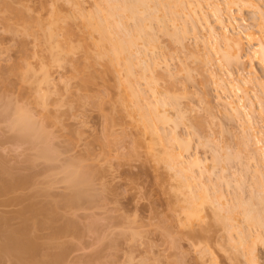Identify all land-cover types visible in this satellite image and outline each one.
<instances>
[{
	"label": "rangeland",
	"instance_id": "obj_1",
	"mask_svg": "<svg viewBox=\"0 0 264 264\" xmlns=\"http://www.w3.org/2000/svg\"><path fill=\"white\" fill-rule=\"evenodd\" d=\"M185 1V5L191 7L180 6L177 11L172 7L174 13L178 12L177 16L159 7L162 12L155 13L158 19L168 15L163 24L158 19L145 22L153 26L145 30L150 39L154 38V43L146 46L142 41L138 43V50L141 53L144 50V56L137 54V50L130 56L136 72L133 70L134 78L131 76L129 80L123 64L117 73L103 63L95 64L90 58L99 35L85 29V17L97 11V0H0V168L7 165L6 177L11 170L16 178L30 176L31 180L29 186L17 192H5V196L4 192L0 193V226L4 228L1 231L22 228L26 223L19 212L33 201L45 207L51 202L47 206L56 205L60 214L51 222L42 220V227L39 220L37 224L30 220L38 229L35 231L32 225L34 229H30L29 236L34 238L32 233L35 234L42 254L38 255V251L35 261L29 264H51L50 260L56 254L59 257V253L63 259L52 261L54 264H253L249 261L251 256L256 257V264H264V205L260 203H264V164L259 156L264 153V89L256 85L264 82V69L251 58L248 38H245L252 34L255 43L264 39L261 18L256 10L240 13L233 8L236 24L229 31L231 34L244 32L246 59L242 65L228 67L222 61L226 49L223 41L219 42V47H215V42L207 43L210 32L207 23L219 34L224 31L213 12L214 2L222 0H204L205 10L197 6V0ZM257 1L264 6V0ZM223 7L226 9L225 5ZM53 10L61 15L59 27L67 24L68 28L69 24L73 34L71 31L68 36L66 27H58L61 30L57 29L58 35L54 37L58 39L52 40L56 46L50 41L51 48L46 34L50 31ZM127 23L134 26L132 20ZM70 46L76 48L73 53L66 50ZM146 55V63H151V67L154 60L158 61L151 73L153 77L149 72L141 75L142 64L139 66L138 61ZM45 65L50 82L41 85V68ZM27 66L30 71L23 81ZM229 73L234 79H255V83L246 88L248 96L239 94L244 98L240 105L246 106L242 116L224 104L223 87L228 86ZM88 77L92 81L86 84ZM127 78L141 91L142 97L123 105L122 83ZM153 81L157 83L155 89L160 93V100L170 104L160 108L171 118L168 123H158L157 129L164 140L161 142L145 131L140 121L141 112L149 114L153 107L150 104L156 102L151 90ZM150 82L151 87L147 84ZM248 106L253 107V114H249ZM21 111L29 114L35 126L43 130L44 134L42 131L38 134L44 142L40 135L33 136L39 129L34 134L25 131L31 136L21 132L20 127H14L12 120ZM176 134L180 140L189 141H186L189 150L185 158L201 160L199 168L187 166L189 180L191 175L199 179L201 174L205 183L210 180L207 183L210 198L203 201L199 216L192 219L187 217L189 189L180 180L186 176L166 163L170 151L179 147L180 142L174 141ZM47 144L53 150L52 159L40 157ZM81 166L86 168H82L83 172L87 170L91 176L95 171L93 179H88L89 174L86 176L87 180H92L90 201L87 198L80 206L64 208L63 199L72 194L64 180L65 173H69L66 168L71 171ZM202 178L199 180L203 182ZM200 181H190L198 199L202 196ZM43 190L51 192V196ZM30 198L34 200L28 201ZM56 198L63 199L57 203ZM240 206L253 208L259 214L263 211L260 215L263 225L249 227ZM218 213L220 217L215 215ZM227 213L233 220H217L228 217ZM226 221L229 224L226 225ZM232 221L235 228L230 226ZM56 228L66 231L58 237ZM241 232L247 235H244L247 241L243 246L238 241ZM1 259L0 264H16L8 258Z\"/></svg>",
	"mask_w": 264,
	"mask_h": 264
},
{
	"label": "bare ground",
	"instance_id": "obj_2",
	"mask_svg": "<svg viewBox=\"0 0 264 264\" xmlns=\"http://www.w3.org/2000/svg\"><path fill=\"white\" fill-rule=\"evenodd\" d=\"M57 0H55V2H56ZM206 1V0H205ZM204 0H197V2L196 3H198L197 4V6L199 5L200 7H201V9L202 10H205V9H203V8H205V7H203V2H205ZM224 4H223V3ZM222 2H219V1H215L214 2V4H213V12L214 13H216L215 15H217V22L219 23V24H221L222 26H223V29H224V31H223V33L222 34H219V33H217L216 32V29H214V27H212L213 25H211L210 26V22L209 23H207V28L209 29L208 31H210L209 32V35L207 36L208 38H207V43L209 42V43H213L214 44V42H215V47H219V46H217V45H220L219 44V42H222V43H224L225 44V51L222 53L223 54V56H222V61H225V63H226V66L228 65V67L230 66H236V65H242L241 63H243L244 62V60L246 59V57L244 58V52H245V50H246V45H245V43H244V40H243V37H242V35H243V33L242 32H238V33H236V34H231L230 33V31H229V29L230 28H233V26H235V24H236V18L234 17V15H233V8H237V10L240 12V13H242V11H244V10H249V9H252V10H256L258 13H259V15H260V18H261V22H262V24H261V28L264 30V6H261L259 3H258V1L257 0H222ZM58 3V2H57ZM187 3H189L188 2V0H187ZM186 4V1L184 2V0H97V3H96V12L94 13L93 12V14H89L88 16H86L85 17V29L88 31H91V32H96V33H98V41H97V43H95L94 44V53H93V56H91L90 58H91V60L95 63V64H99V63H103L106 67H108V69H110V70H113V71H115V72H117V73H119V68H120V66L123 64L124 66H125V69H126V77H128L129 78V80H131L130 79V77L132 76L133 78H134V76H133V68H132V66H133V64L130 62V58L131 57H133L132 56V53L135 51V50H137L136 52H137V54H141V55H143V51H142V53H141V50L139 51L138 50V47L140 46V45H138V43H140V41H142V43H147V44H145V46L146 45H150L151 43L153 44L154 43V38H152V36H151V38L153 39H150V34L145 30L146 28H152L153 26H150L151 25V23H150V25H148L147 23L145 24V22L147 21H149L150 22V20L152 21V19L153 20H156V19H158V16H156V15H159L158 13H159V11L160 12H162V10L159 8V7H162V8H164V9H168V11L170 12V14L172 15V13H173V15H175V14H177L176 12L174 13V11L175 10H173L172 9V7L174 8V9H176V8H179L180 6L182 7V6H189V7H191L190 5H185ZM226 6V9H224V7L223 6ZM180 7V8H181ZM200 7H198V8H200ZM185 8V7H184ZM56 9V8H55ZM160 9V10H159ZM172 9V10H171ZM200 9V10H201ZM158 11V12H157ZM167 11V10H166ZM176 11H177V9H176ZM157 12V14L155 15V13ZM193 12V11H192ZM225 12H227V16H225L226 15V13ZM52 13H53V18H52V20H51V22H50V24H51V26H50V31H48L49 33L48 34H46L47 36H48V41L47 42H50V41H52L53 39H56V38H54L55 36H57L58 34L57 33H55L56 31H57V29H58V27H59V22H60V20H62L61 18H60V13L57 11V10H53L52 11ZM167 13V12H166ZM194 13V12H193ZM225 13V14H224ZM161 14V13H160ZM172 15V16H173ZM178 15V14H177ZM177 15H175V16H177ZM195 15V14H194ZM51 16V17H52ZM168 16V15H167ZM167 16H166V14H165V16H161L162 18H160V16H159V19L158 20H160V22H162V21H164L166 18H167ZM192 16V15H191ZM169 17H170V15H169ZM169 17H168V20H169ZM206 19L207 18H205V21H206ZM64 20V19H63ZM129 20H132V21H134V26H129L128 25V21ZM168 20H166V21H168ZM172 20H174V17L170 20V21H172ZM170 21H168V22H170ZM226 21H228L227 22V24H226ZM148 22V23H149ZM207 22H208V20H207ZM127 23V24H126ZM61 24V23H60ZM63 24H64V22H63ZM66 24V23H65ZM161 24H163V22L161 23ZM226 24V25H225ZM128 25V26H127ZM128 27V29H129V27H130V29L128 30L127 29V27ZM160 26V25H159ZM166 26V25H165ZM164 26V27H165ZM24 28L26 27V26H23ZM63 27V26H62ZM62 27H59V28H62ZM66 28H67V24H66V26H65ZM65 27H63V28H65ZM71 27V28H70ZM27 28H28V26H27ZM27 28H26V30H27ZM70 28V29H69ZM159 28H161L162 29V26L161 27H159ZM29 29V28H28ZM72 29V30H71ZM160 29V30H161ZM234 29V28H233ZM26 30H23L24 31V33H26ZM58 30H61V29H58ZM65 30V29H64ZM124 30V31H123ZM164 30V29H163ZM180 30V29H179ZM178 30V31H179ZM185 30V29H184ZM197 30V29H196ZM72 31V32H71ZM122 31V32H121ZM28 32V31H27ZM68 32V34H70V32L73 34V28H72V26L71 25H69L68 24V28H67V30H66V33ZM119 32H121L120 33V35L122 36H119ZM126 32V33H125ZM181 32V31H180ZM64 33V32H63ZM123 33V34H122ZM182 33H185V31L184 32H182ZM263 33H264V31H263ZM55 34H57V35H55ZM65 35V34H64ZM124 35V36H123ZM68 36H71V34L70 35H68ZM176 37V35H173V37ZM264 36V35H263ZM67 37V36H66ZM174 37V38H175ZM220 38V39H219ZM245 38H248V40H247V44H249V46H250V56H251V58L253 59V60H255L263 69H264V39L262 38L261 39V41H260V43H255V41H256V38L254 37V35H252V34H247V36L245 37ZM58 39V38H57ZM182 39H183V37H182ZM47 40V39H46ZM67 40V41H66ZM65 41H66V43L68 42V37H67V39H66ZM221 40V41H220ZM53 43H54V41H52ZM57 42H58V40H57ZM65 43V44H66ZM69 43H70V41H69ZM182 43V42H181ZM208 43V44H209ZM50 45V47L52 48V44H51V42L49 43ZM56 46V43H54L53 44V46ZM57 45H58V43H57ZM70 45V44H69ZM144 45V44H143ZM60 46H61V43H60ZM62 46H64V45H62ZM73 46V45H72ZM138 46V47H137ZM65 47V46H64ZM66 47H67V44H66ZM54 48V47H53ZM56 48V47H55ZM57 48H58V46H57ZM136 48V49H135ZM145 48V47H144ZM143 48V49H144ZM147 48V47H146ZM145 48V49H146ZM59 49V48H58ZM57 49V50H58ZM65 49V48H64ZM68 49V52L70 53V52H74V50L76 49V48H74V47H68V48H66V50ZM79 49V48H78ZM140 49H142V48H140ZM55 50V49H54ZM54 50H52L53 52H54ZM62 50V49H61ZM51 51V50H50ZM145 51H147V49L145 50ZM53 52H52V54H53ZM57 53L58 52H56V55H57ZM60 53H61V51H60ZM60 53H58V54H60ZM65 53H66V51H65ZM68 53V54H69ZM51 54V53H50ZM56 55H54V56H56ZM140 55V56H141ZM52 56V55H51ZM50 56V57H51ZM131 56V57H130ZM144 56V55H143ZM57 57V56H56ZM146 57H147V55L143 58H141L140 59V61H138V63H139V66H141V64H142V71L141 72H143V73H141V75L143 74V76L144 75H147L148 73L147 72H149L150 74H148V75H150V77H153V76H151V73H152V71H154L155 69L154 68H156V66L158 65V61H156V60H152L153 61V63H152V67H151V61L149 62L150 64H148V63H146L147 61V59H146ZM52 58H54V59H56L55 57H52ZM51 58V59H52ZM58 58H59V55H58ZM50 59V60H51ZM53 59V60H54ZM52 60V61H53ZM57 61H58V59H56ZM150 60V59H149ZM148 60V61H149ZM55 61V60H54ZM56 61V62H57ZM132 61V60H131ZM59 62H61V61H59ZM51 63V62H50ZM57 64H59L58 62H57ZM53 65V64H52ZM60 65V64H59ZM135 65V64H134ZM43 65H41V67H42ZM50 66H51V64H50ZM135 67V66H134ZM42 69V78H41V85L43 84H45V85H48V83L50 82L49 80V76H50V73H49V69H48V66H44L43 68H41ZM30 71V68L27 66L26 67V71L25 72H23V74H22V79H23V81H26V73L27 72H29ZM135 71V70H134ZM136 72V71H135ZM144 72H146L147 74H145ZM137 76V75H136ZM149 77V76H148ZM229 83H228V86L227 85H225V87H223V92L226 94V98L224 99V104H225V106L226 107H228L230 110H232L234 113H236V114H241L242 113V111L244 112V110L246 111V106H243V105H240V102L241 101H243V99L241 98V97H239V94L240 95H242L243 94V96L244 97H246L245 95H247V94H245V92L246 93H248L247 92V90H246V88L248 87V86H250V85H253L254 83H255V79H253V78H251V77H249V78H243V79H234L233 77H232V74L231 73H229ZM128 78L126 79V82H124V83H122V86L124 87V94H125V99L123 100V105H125V104H127V103H129V102H131V100H135V99H139L140 97H142V94H141V91L139 90H136L135 89V87L133 86V82H131V81H129L128 80ZM147 79H149V78H147ZM86 80V79H85ZM224 80V79H223ZM222 80V81H223ZM90 81H92V79L90 78V77H88V79L85 81L86 82V84H89L90 83ZM221 81V80H220ZM87 82H89V83H87ZM153 86H154V89L150 86L151 85V82L150 83H147L150 87H151V90H152V93H153V96H154V99H155V104L153 105L152 103L150 104L151 106H153L151 109V111H150V113L149 114H145V113H143V111L142 110H139V112H141V114H140V121H141V123H142V127H143V129L145 130V131H147V132H149V133H152L153 135H155V136H157L158 138H159V141L161 142V141H164L163 140V136L160 134V132H159V129H157V127L159 126V124L161 123H168V122H170V120H171V118H169L170 116L169 115H167V111L166 110H161L160 108L161 107H163V109L166 107V106H168V105H170V104H168L165 100H160V93L155 89V86H157V85H155V84H157L155 81H153ZM256 85H258L257 87H261L262 89H264V82L262 81H260V82H258V83H256ZM8 86V85H7ZM255 86V85H254ZM10 87V86H9ZM256 87V86H255ZM254 88V87H253ZM248 96V95H247ZM157 97H159V98H157ZM236 97H238L239 99L237 100L236 99ZM175 98V97H174ZM43 99H45V98H43ZM162 99V98H161ZM240 99H242V100H240ZM263 99V98H262ZM221 100H223V98H221ZM45 101V100H44ZM264 101V100H263ZM262 100H261V103L263 102ZM244 103V102H243ZM252 106V105H251ZM251 106H248V107H250V110L248 111L249 112V114L250 113H252L253 114V107L251 108ZM20 112V111H19ZM17 113L16 115H17V117H16V115H15V117L13 118V120H12V123L14 122V124L17 126V124H18V126L16 127V126H14L15 128H19L20 129V131L21 130H23L24 132L25 131H27V132H31V134H34L35 132H37V129H39L38 131L39 132H37L36 134H34L33 136H36L37 138H38V136H37V134L38 133H40L41 131H42V133H43V130H41L40 131V129L41 128H37V126H35V122H33L34 120H31L32 118L31 117H29V114H26V113H24V112H22L21 111V113ZM243 114V113H242ZM242 114H241V116H242ZM248 114V113H247ZM245 115V114H244ZM243 115V116H244ZM149 116V117H148ZM169 116V117H168ZM246 117V116H245ZM159 123V124H158ZM158 124V125H157ZM250 124V123H249ZM251 125V124H250ZM13 128V127H12ZM159 128V127H158ZM16 130V129H15ZM23 131H21V132H23ZM27 132H25V134L27 133ZM159 132V133H158ZM24 134V133H23ZM22 134V135H23ZM27 134H29V133H27ZM31 134H29V135H31ZM44 134V133H43ZM38 135H40V134H38ZM32 136V135H31ZM36 137H35V139H36ZM27 138H28V136H27ZM39 138H41V135L39 136ZM42 140H43V138H41ZM46 139V138H45ZM48 139V138H47ZM165 139V138H164ZM39 140V139H38ZM174 141H179L178 143H179V147H178V149L177 150H173V152H171L170 151V154H168V160H166V163H168V165H169V167H171L172 169H177L178 170V172L180 173V174H183L184 173V175L183 176H186V178H184V180L183 179H180L181 180V183H182V185L184 186V187H186L187 189H189L188 191H189V194H190V196H189V205H190V208H189V213H188V215H187V217H188V219H192V218H194V217H197V216H199V213H200V209H199V207H201L202 205H203V203H205L207 200H208V198H210L209 196V194H208V192H209V186L207 185V183L210 181H208L207 183H205L204 182V179L202 178V174L200 175L201 177L200 178H202L203 179V182L202 181H200L199 179H194V177L191 175V177H190V180H189V177H187V172L189 171L190 172V168H188V167H193V169H194V167H196L197 166V168H199L198 166H200L199 164L201 163L198 159L199 158H197V157H195V159L193 158H190L189 159V161H188V159H186L185 158V154L186 153H188V143H189V141H187V140H184V139H182V140H180V138H179V136L176 134V135H174ZM188 143H187V142ZM43 142H44V140H43ZM43 142H41L40 141V143H43ZM46 143H48V141H45ZM250 142V141H249ZM40 143H39V145H40ZM165 143V142H164ZM163 143V144H164ZM45 144V143H44ZM259 144V143H258ZM46 145H44V148H43V150L42 149H40L41 150V154H42V156H40L41 158L43 157V158H48V159H52L53 158V156H51V153L50 152H53V150L51 151V149L49 148V144H47V146L46 147H48L47 149H46V147H45ZM42 148V147H41ZM176 151V152H175ZM169 153V152H168ZM53 154V153H52ZM56 155V154H55ZM258 155V154H257ZM45 156V157H44ZM259 156H260V162H262V164H264V153L263 152H261L260 154H259ZM55 157H57V156H55ZM197 158V159H196ZM192 159V160H191ZM86 160V159H85ZM216 160V159H215ZM53 161H54V159H53ZM51 162V161H50ZM80 162V161H79ZM5 165H6V163H4ZM261 164V165H262ZM74 165H76L75 163H74ZM81 165H82V163H81ZM0 166H2V165H0ZM77 167H78V165H76ZM83 166V165H82ZM79 167V168H74V169H71V171L69 170V168H66V169H68V171H69V173H65V175L67 174V176H66V179H64L65 181H67L66 183H68L69 185V189H71V190H68V191H71V193L72 194H67V196L65 197V195H64V199H63V202L65 203L64 205V208L65 207H71V206H80L79 204H81L82 202H84L87 198L89 199L90 197V190H91V181L92 180H87L86 178L88 177V179H90V177H91V179H93L92 178V176H93V174L95 173V171H92L93 173H92V176H91V172L89 173V171H88V173H86V171L87 170H84L85 172H83V169L85 168H83V167ZM85 166V165H84ZM188 166V167H187ZM5 167H7V165L6 166H4V168ZM75 167V166H74ZM187 167V168H186ZM262 167V166H261ZM4 168H0V193L2 194L3 192V196H5V192H8V193H10V192H13V191H16L17 189L19 190L21 187L23 188V187H25V186H27L30 182H31V180H30V176L28 177V178H25V177H15L14 176V174H12V171L11 170H9L11 173H10V175H8L7 177H6V175L9 173V172H6V171H8V168H7V170H5ZM83 168V169H82ZM11 169V168H10ZM86 169V168H85ZM264 169V168H263ZM88 170H90L89 168H88ZM92 170H94V169H92ZM201 170V169H200ZM176 172V171H175ZM188 172V173H189ZM5 173H7V174H5ZM177 173V172H176ZM179 173H177V174H179ZM19 174H21L20 172H19ZM18 174V175H19ZM38 174V173H37ZM86 174V175H85ZM87 174H89L88 176H87ZM22 175V174H21ZM43 175V174H42ZM95 175V174H94ZM5 176V177H4ZM17 176V175H16ZM87 176V177H86ZM180 176V175H179ZM193 177V178H192ZM199 177V176H198ZM208 177V176H207ZM207 177H206V179H207ZM32 178H35V177H33L32 176ZM183 178V177H182ZM209 179H210V177H208ZM191 179H192V182L194 181V180H196V182H197V180L198 181H200L199 182V189H200V191L202 192V196L198 199L195 195H194V191H193V189H194V185H192L193 183H191L190 181H191ZM34 180V179H33ZM50 180V179H49ZM36 181V180H35ZM53 181H55V180H53ZM64 181V182H65ZM207 181V180H206ZM34 182V181H33ZM62 182H63V180H62ZM51 184V183H50ZM93 184V183H92ZM29 186V185H28ZM67 186V187H68ZM192 188V189H191ZM44 189V188H43ZM46 189V188H45ZM48 189V188H47ZM46 189V190H47ZM51 189V188H50ZM50 189H48V191H50ZM68 189V188H67ZM21 190H23V189H21ZM46 190H43V191H46ZM17 192V191H16ZM37 192V191H36ZM37 193H39V191L37 192ZM46 193H47V191H46ZM45 193V194H46ZM49 193V192H48ZM47 193V194H48ZM51 193V192H50ZM49 193V194H50ZM67 193V192H66ZM88 193H90V194H88ZM220 193V192H219ZM0 194V195H1ZM45 194H43V195H45ZM46 194V196H48ZM52 194V193H51ZM51 194H50V196H51ZM93 195H95L94 193H92ZM1 195V196H2ZM34 195H36V194H34ZM42 195V194H41ZM42 195V196H43ZM61 195V194H60ZM63 195V194H62ZM89 195V196H88ZM92 196V195H91ZM20 197V196H19ZM32 197H33V195H32ZM49 197V196H48ZM58 197V196H57ZM61 197V196H60ZM93 197V196H92ZM221 197V196H220ZM26 198H27V196H26ZM26 198H24L25 200H26ZM34 198V197H33ZM35 198H36V196H35ZM95 198H96V196H95ZM94 198V199H95ZM222 198V197H221ZM22 199H23V197H22ZM22 199H20V201L22 200ZM23 199V200H24ZM32 198H30V200H28V201H33L34 199H32ZM37 199V198H36ZM35 199V200H36ZM62 199H60V200H62ZM92 199V198H91ZM262 199H264L263 197H262ZM261 199V200H262ZM19 200V199H18ZM59 200V201H60ZM98 200V199H97ZM198 200H201V202H199V204H198ZM210 200H212V198L210 199ZM209 200V201H210ZM214 200V199H213ZM212 200V201H213ZM37 201V200H36ZM35 201V202H36ZM58 200H57V198H56V202H57ZM58 201V202H59ZM89 201H90V199H89ZM96 201V200H95ZM203 201H205V202H203ZM212 201H210V202H212ZM260 201V200H259ZM263 201V200H262ZM21 202H25V201H21ZM27 202V201H26ZM34 202V201H33ZM32 202V204H29V206L28 207H26V208H24L23 210H22V212H19V216H20V218L22 217V218H25V219H23V221H24V223H26V224H23V225H25V226H23L22 225V228H18V229H14V228H12L11 229V227L10 228H6L4 231H3V233H2V231H1V229L3 228H1V226H0V239H1V237H3V239H1L0 240V259L2 258H4V259H6V258H8V259H10V261L12 262H14V263H16V264H29L30 262H32V261H35V258H36V256H37V253H38V251L40 250L39 249V247L41 246H38L39 244H38V241H37V238H35V234H33L32 233V235H34V238L36 239H34L33 238V236H29V235H31V234H29V233H31V231H30V229L31 230H33L34 229V227L36 226V224H37V221L36 220H39V223H40V225H41V227L44 225V223L46 222V220H47V222H51V221H53L55 218H57V216L59 215L60 216V214H57L58 212H57V206L56 205H50V206H47V204L49 205V203L51 204V202H49V203H45L46 204V207L45 206H42V203H40V205H39V203L38 204H36V203H33ZM37 202H39V201H37ZM57 202V203H58ZM209 202V203H210ZM214 202V201H213ZM61 203V202H60ZM84 203H86V202H84ZM90 203V202H89ZM93 203V202H92ZM95 203V202H94ZM240 203H242V202H240ZM247 203V202H246ZM257 203H258V201H257ZM261 203V205H264V203L262 204V202H260ZM44 204V205H45ZM63 204V203H62ZM67 204V205H66ZM256 204V203H255ZM255 204H253V205H255ZM259 204V203H258ZM257 204V205H258ZM214 205V204H213ZM219 205V204H218ZM222 205V204H221ZM240 204H238V206H239ZM241 205H245V203L243 204H241ZM237 205H235V207H236ZM88 207V206H87ZM241 208L242 207H244V206H240ZM247 207V206H246ZM260 207H262V206H260ZM63 208V207H62ZM72 208V207H71ZM74 208V207H73ZM222 208H223V205H222ZM221 208V209H222ZM238 208V207H237ZM240 208V209H241ZM255 208V207H254ZM257 208H258V206H257ZM61 209V208H60ZM60 209H58V210H60ZM232 209L233 210H235L236 208H233L232 207ZM244 208H242V210L241 211H244V212H242L243 214H244V218H245V220L244 221H246L248 224H250V226L249 227H251V225H263V221H262V218L260 217V215H262V212L259 214L256 210H254L253 208H250L249 209V207H247L246 209H244ZM256 209V208H255ZM259 209V208H258ZM65 210V209H64ZM216 210H218V209H216ZM224 210V209H223ZM237 210H239V209H237ZM236 210V211H237ZM262 210H263V208H262ZM220 211V210H219ZM228 211V210H227ZM261 211V210H260ZM217 212V211H216ZM220 213V212H219ZM219 213L218 214H215V215H218L219 216ZM235 212H232V214H234ZM264 213V212H263ZM27 214H31V216L32 217H28L27 216ZM57 214V215H56ZM230 214V213H229ZM221 215V214H220ZM226 215H228V213L226 214ZM17 216V215H16ZM223 216V215H222ZM264 216V215H263ZM220 217V216H219ZM224 217V216H223ZM230 215H228V217H224V218H217V220L218 219H224V222H225V220H228V222H230L231 220H233L232 219V217H230ZM40 219H41V221H40ZM229 219H231L230 221H229ZM26 220V221H25ZM30 220H32V221H36V224H34L33 225V223L30 221ZM42 220H43V222H44V220H45V222L42 224L41 222H42ZM50 220V221H49ZM263 220H264V217H263ZM219 222H222V221H219ZM30 223H32V224H30ZM39 223H38V225H39ZM70 223V222H69ZM232 223H233V221H232ZM230 224V226H233L234 228H235V224L233 223V224ZM246 223V224H247ZM222 224V223H221ZM227 224H229V223H227V221H226V225ZM34 227H33V226ZM235 225V226H234ZM45 226H47V225H45ZM50 226V225H49ZM225 226V225H224ZM51 227V226H50ZM78 227V226H77ZM92 227V226H91ZM254 227V226H253ZM261 227V226H260ZM36 228V230L35 231H37V227H35ZM67 228H68V226H67ZM95 228V227H94ZM228 228V227H227ZM232 228V227H231ZM4 229V228H3ZM8 229H10V230H8ZM57 229V228H56ZM8 230V231H7ZM73 230H74V228H73ZM92 230V229H91ZM234 230V229H233ZM236 230H237V228H236ZM236 230H234V231H236ZM30 231V232H29ZM55 231V230H54ZM53 231V232H54ZM57 231V233L55 234V235H57L58 237H59V235H61V234H63L65 231H66V229H60V230H56ZM229 231V230H228ZM35 233V232H34ZM37 233V232H36ZM67 233V232H66ZM240 236H239V245L240 246H243V245H245L246 244V239H247V237H245L244 235H246L245 233H243L242 234V232H241V234H239ZM56 236V237H57ZM247 236V235H246ZM249 238H250V236H249ZM258 238V237H257ZM51 243V242H50ZM245 243V244H244ZM52 244V243H51ZM54 245V244H53ZM48 246V245H47ZM46 247V246H45ZM50 247V246H49ZM41 248V247H40ZM44 248V247H43ZM47 249V248H46ZM45 249V250H46ZM50 251V250H49ZM48 252V251H47ZM39 253H40V251H39ZM42 253H40V254H38V255H41ZM45 255H46V253H45ZM50 255V254H49ZM62 256V255H61ZM60 256V253H59V257H57V254H56V257H54V258H52V260H50L49 258V260L51 261V264L53 263L52 261H56V262H58L62 257ZM6 257V258H5ZM47 256H45V258H46ZM252 257V259L250 258L249 259V261H252L253 262V264H256L257 263V261H256V257L255 256H251ZM39 258V257H38ZM44 257H42V259H43ZM44 258V259H45ZM1 259V260H2ZM42 259H40V260H42ZM47 259V258H46ZM63 259V258H62ZM7 260V259H6ZM49 260H47V261H49ZM3 261H5V260H3ZM2 261V263H4ZM9 261V262H10ZM46 261V260H45ZM45 261H43V262H45ZM49 261V262H50ZM6 262V261H5ZM8 262V261H7ZM55 262V263H56ZM60 262V261H59ZM63 262V261H62ZM251 262V263H252ZM48 262H46V263H44V264H47ZM49 264V263H48ZM54 264V263H53Z\"/></svg>",
	"mask_w": 264,
	"mask_h": 264
}]
</instances>
